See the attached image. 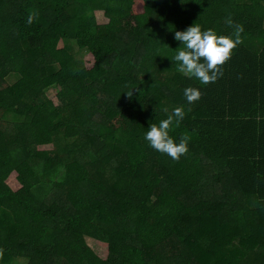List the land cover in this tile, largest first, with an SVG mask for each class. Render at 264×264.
Masks as SVG:
<instances>
[{
	"label": "trees",
	"instance_id": "obj_1",
	"mask_svg": "<svg viewBox=\"0 0 264 264\" xmlns=\"http://www.w3.org/2000/svg\"><path fill=\"white\" fill-rule=\"evenodd\" d=\"M194 23L243 27L207 85ZM176 107L172 160L143 135ZM0 264H264V0H0Z\"/></svg>",
	"mask_w": 264,
	"mask_h": 264
},
{
	"label": "clouds",
	"instance_id": "obj_2",
	"mask_svg": "<svg viewBox=\"0 0 264 264\" xmlns=\"http://www.w3.org/2000/svg\"><path fill=\"white\" fill-rule=\"evenodd\" d=\"M31 22V17H29ZM231 26L232 21L228 20ZM241 25H236L233 33L234 38L218 36L212 29L202 30L198 24H193L184 31H176L174 38L182 42L172 57L177 62V70L190 79H195L200 85L214 83L223 75V65L231 56L232 50L241 43ZM183 95L188 104L199 100L201 92L195 87H186ZM185 111L181 107L173 108L172 113L158 124H151L144 133L143 138L148 146L161 154H165L172 160H179L180 156L188 150V136H182L179 142H175L169 135L170 127L179 126L183 120Z\"/></svg>",
	"mask_w": 264,
	"mask_h": 264
},
{
	"label": "rangeland",
	"instance_id": "obj_3",
	"mask_svg": "<svg viewBox=\"0 0 264 264\" xmlns=\"http://www.w3.org/2000/svg\"><path fill=\"white\" fill-rule=\"evenodd\" d=\"M96 17H97V21L99 24H107L109 19L106 17V15L104 14V12H101V11H98L96 13ZM62 43H60V48H62ZM76 49V47H75ZM79 59H83L87 65H90L92 60L88 54L84 53V55H79L78 56ZM56 95H57V92L55 90H50L48 92V96L50 97V99L54 100L55 103L57 104L58 101H57V98H56ZM8 119H11L8 118ZM89 246L100 256L102 257L103 259H105L108 255V247L107 245L105 244H101L100 242L96 241V240H93V239H88L87 240Z\"/></svg>",
	"mask_w": 264,
	"mask_h": 264
}]
</instances>
